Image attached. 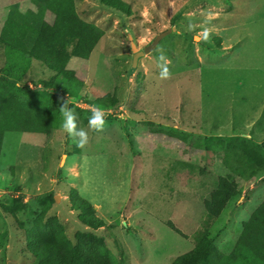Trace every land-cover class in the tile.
I'll return each instance as SVG.
<instances>
[{"label": "rangeland", "instance_id": "1", "mask_svg": "<svg viewBox=\"0 0 264 264\" xmlns=\"http://www.w3.org/2000/svg\"><path fill=\"white\" fill-rule=\"evenodd\" d=\"M34 1L0 0V25L11 3L34 8ZM120 1L129 9L75 0L80 17L103 32L89 59L72 63L81 85L72 89L75 96H64L87 142L79 145V137L62 129V114L49 135L7 132L0 207L21 197L29 208L21 218H33L29 210L45 208L38 197L50 194L47 215L59 220L69 240L92 233L124 264H171L206 232L229 252L264 199L263 178H239L219 153L200 152L194 144L242 136L260 148L264 141V0ZM162 33L132 67V45L143 51ZM161 54L165 61L157 60ZM158 63H166V79ZM4 65L0 45V69ZM53 74L33 61L21 82L42 91L41 81ZM106 94L118 104L102 109L105 123L94 130L88 125L91 102ZM173 132L189 135L193 146ZM218 177L233 178L240 195L213 219L204 201ZM71 189L92 205L102 227L81 223ZM25 243L14 218L0 209V264H33Z\"/></svg>", "mask_w": 264, "mask_h": 264}, {"label": "trees", "instance_id": "2", "mask_svg": "<svg viewBox=\"0 0 264 264\" xmlns=\"http://www.w3.org/2000/svg\"><path fill=\"white\" fill-rule=\"evenodd\" d=\"M99 1L114 9H129L120 0ZM33 5L34 10L20 6L9 10L0 25V45L5 59L0 69V152L7 132L49 135L56 130L62 114L60 107H70L64 96H75L72 89L81 85L72 63L88 60L103 35L99 27L77 14L75 0H35ZM33 61L54 73L47 81H41L42 91H34L21 82ZM117 104L116 96L110 94L91 102L93 107L101 109L115 108ZM173 133L190 143L189 135ZM194 147L200 152L219 153L233 175L247 180L263 178L264 182V141L258 148L246 137H223L216 143L197 142ZM239 195L240 189L233 178L218 177L214 190L204 201L207 215L219 218L229 201ZM69 198L73 210L80 212L84 226L91 229L103 226L92 205L79 197L76 190L71 189ZM37 201L45 208L29 210L34 217L24 220L21 214L29 208L21 197L0 207L5 215L14 218L16 227L25 235L23 251L32 257L33 264L125 263L112 254L102 238L92 233H77L73 243L59 220L47 215L53 204L51 195L40 196ZM167 226L182 235L171 223ZM214 239L211 232H206L192 250L176 257L171 264H264V199L242 223L229 252L218 249Z\"/></svg>", "mask_w": 264, "mask_h": 264}, {"label": "clouds", "instance_id": "3", "mask_svg": "<svg viewBox=\"0 0 264 264\" xmlns=\"http://www.w3.org/2000/svg\"><path fill=\"white\" fill-rule=\"evenodd\" d=\"M203 38L205 40L208 38L207 30L204 31ZM193 39L195 40L197 38L194 37ZM157 60L165 61L164 55L161 54L159 57H157ZM158 67L160 68V73H159L160 77L166 79L169 75L166 63L165 64L158 63ZM17 87H20V85L18 84ZM60 108H61V113L63 116V122L61 125L62 129L65 132H67L69 135H75L79 137V145L82 146L84 143L87 142V133L84 130H79V131L75 130L76 125H75L72 109L67 108L64 105H62ZM104 123L105 121L103 118L102 109L100 107H91V116L88 119L89 127L94 130H99L103 127Z\"/></svg>", "mask_w": 264, "mask_h": 264}, {"label": "water", "instance_id": "4", "mask_svg": "<svg viewBox=\"0 0 264 264\" xmlns=\"http://www.w3.org/2000/svg\"><path fill=\"white\" fill-rule=\"evenodd\" d=\"M165 36V33H162L160 35H158L154 41L148 45L147 47H145L143 49V51H137L136 50V47L134 45H132V53H133V63H132V67L134 66L136 60H137V57L138 56H143L145 55L146 53H149L150 51H152V49L156 46V44L158 43V41L163 37Z\"/></svg>", "mask_w": 264, "mask_h": 264}, {"label": "crops", "instance_id": "5", "mask_svg": "<svg viewBox=\"0 0 264 264\" xmlns=\"http://www.w3.org/2000/svg\"><path fill=\"white\" fill-rule=\"evenodd\" d=\"M11 6H12L13 8H15V7L18 6V5H17V4L14 5V4L11 3ZM11 6H10V7H11ZM25 8H27V7L24 6L23 9H25ZM29 9H33V10H34V9H35V6H34V8H29ZM9 10H10V8H9ZM77 14L80 16V14H79L78 11H77ZM222 22H224V21H222Z\"/></svg>", "mask_w": 264, "mask_h": 264}]
</instances>
